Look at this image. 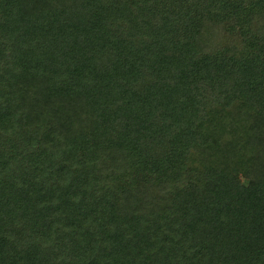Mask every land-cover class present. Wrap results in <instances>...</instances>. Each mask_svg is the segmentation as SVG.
<instances>
[{"label":"trees","instance_id":"16d2710c","mask_svg":"<svg viewBox=\"0 0 264 264\" xmlns=\"http://www.w3.org/2000/svg\"><path fill=\"white\" fill-rule=\"evenodd\" d=\"M0 264H264V0H0Z\"/></svg>","mask_w":264,"mask_h":264}]
</instances>
